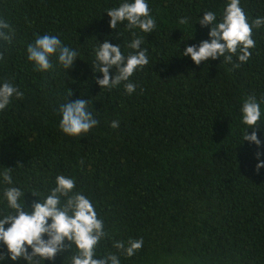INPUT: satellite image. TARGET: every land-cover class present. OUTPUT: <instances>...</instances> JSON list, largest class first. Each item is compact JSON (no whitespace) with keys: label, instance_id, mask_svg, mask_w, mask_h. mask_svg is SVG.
I'll use <instances>...</instances> for the list:
<instances>
[{"label":"trees","instance_id":"16d2710c","mask_svg":"<svg viewBox=\"0 0 264 264\" xmlns=\"http://www.w3.org/2000/svg\"><path fill=\"white\" fill-rule=\"evenodd\" d=\"M124 2L132 0H0V19L14 32L11 43L0 40V85L9 82L23 93L0 111V218L12 211L5 188L24 192L30 213L63 175L74 179L73 194L84 195L103 222L106 236L96 258L112 253L120 264H264V168L256 171L264 162V25L253 27L256 46L248 61L218 57L197 66L180 54L210 40V26L199 20L212 11L219 22L228 0H146L156 23L151 33L129 29L127 21L109 27L106 12ZM240 7L250 24L264 17V0H240ZM46 34L77 52L69 69L57 55L44 72L28 60V45ZM135 38L143 39L149 63L128 81L101 89L95 83L102 79L95 67L98 44L107 40L127 57ZM109 73L114 77L115 68ZM126 83L136 86L131 94ZM250 96L261 109L259 148L243 141L254 130L241 122ZM78 98L89 101L98 123L71 137L59 128V108ZM6 169L10 185L3 181ZM129 239L143 240L132 257L114 247ZM74 254L73 247L39 264H71ZM0 256V264H27L10 260L2 243Z\"/></svg>","mask_w":264,"mask_h":264},{"label":"clouds","instance_id":"9594fccd","mask_svg":"<svg viewBox=\"0 0 264 264\" xmlns=\"http://www.w3.org/2000/svg\"><path fill=\"white\" fill-rule=\"evenodd\" d=\"M106 13L110 18L109 27L113 30L118 23L124 21H127L129 29L138 28L144 33H151L156 27L146 0L124 2ZM216 21L217 16L214 12H204L199 24L201 27L210 26L208 33L210 40L202 41L198 47L188 46L180 55L190 57L197 66L218 57H223V63H230L233 56H236L240 63L248 61L251 56L249 50L256 46V41L252 38L253 27L258 29L264 25V17H257L250 24L240 7V0H228L220 21ZM187 22V19L179 20L180 24ZM13 36L14 32L9 23L0 19V40L11 43ZM143 42L141 38L133 39L127 47L134 52L127 57L122 54L120 46H113L107 40L98 44L95 50V67L96 72L102 75V79H97L95 83L101 89L116 87L121 82L128 81L138 68L147 65L149 63L147 50L140 47ZM27 54L28 60L34 63L35 70L40 72L53 67L50 61L53 55L58 56V63L65 70L71 67L78 55L75 50L64 46L59 38L47 34L38 36L34 43L29 44ZM2 58L3 54L0 53V59ZM113 67L115 75L110 77L109 70ZM135 87L132 83H126V93L131 94ZM13 96L20 99L23 93L9 82L0 85V111L6 108ZM88 102L78 98L75 102H65L60 106L62 118L59 128L65 135L77 137L97 125L98 121L88 110ZM241 115V122L248 126V129H254L251 135L246 132L243 141H248L259 148L261 141L255 131L259 128L255 126L261 118V109L254 97L250 96L244 100ZM110 126L117 128L118 121H113ZM259 158L258 152L256 159ZM260 168H264V162L256 164L257 172ZM10 171L6 169L3 173V181L8 185L12 184ZM55 185L46 198L32 205L30 213L24 210V192L17 187L4 189L3 196L7 207L12 211L0 218V243L6 247L8 258L12 261L23 259L27 264H39L40 261L53 260L57 254L65 250L71 251L74 247L75 254L71 256V264H120L118 256L112 253L96 258V246L106 236L104 225L97 218L92 203L82 194H73L74 179L59 175ZM62 198H66L63 203ZM5 225L9 226L5 228ZM65 241L68 242L67 245ZM142 245V239H129L127 246L125 242L118 241L114 247L117 252L132 257ZM2 259L0 256V260Z\"/></svg>","mask_w":264,"mask_h":264}]
</instances>
